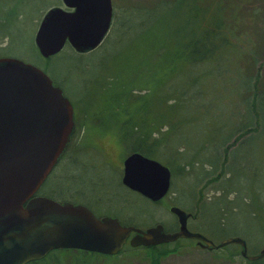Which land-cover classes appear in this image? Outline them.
<instances>
[{
  "label": "trees",
  "instance_id": "trees-1",
  "mask_svg": "<svg viewBox=\"0 0 264 264\" xmlns=\"http://www.w3.org/2000/svg\"><path fill=\"white\" fill-rule=\"evenodd\" d=\"M173 2H177L178 7L184 4L185 14L193 21L192 37L182 39L179 27L171 35L162 38L156 36V24L152 25L148 28V31L151 30V38L128 48L145 54V62L137 64L138 61L128 78L119 80V71L124 72L127 66L121 51L116 52L115 58V54L108 58L111 56L108 51L115 43L110 40L111 32L115 30L116 34L122 25L120 21L113 20L110 33L96 50L85 54L75 51L71 53L77 59L72 66L75 73L81 77L88 74L83 82L84 96L69 98L75 110V132L38 195L60 202L81 203L98 217L114 216L122 224L142 227L139 223L125 221L119 214L109 212L110 209L100 211L94 207L93 203H104L102 197H109V191L104 192L102 197L89 195V200L86 196L81 197L83 194L71 185L72 176L86 169L85 164L90 163L89 152L92 155L88 148L91 147L89 140L82 141L79 145L78 138L80 137L81 142L83 135L88 138L90 133L102 130L113 132L117 136L125 154L139 152L167 165L172 172L170 191L179 179L183 180L187 192H190L193 186L188 182L190 177L199 176L192 192V207H180L178 199L176 200L180 208L192 214L190 219L203 213L206 203L203 190L212 181H219L222 184L221 189L225 187L222 190L226 195L235 193L237 200L239 191L226 187V183H230L236 173L240 172L235 164L237 150L254 138L259 140L264 135V74L261 75L264 71V58L260 57L261 43L257 53L248 49L246 38L252 32L247 24L236 20H247L255 14L264 18V9L253 7L250 0ZM262 30L264 31V24L261 32ZM173 50L177 51L176 56H171L174 54ZM60 54L49 59L42 57L43 70L48 68V60L60 59L66 55ZM95 57L98 58L94 61ZM176 65L179 68L178 73L172 75V69ZM55 83L63 88L60 83ZM215 85L217 89H214ZM209 95L210 99L206 97ZM85 97L87 99L83 101ZM89 101H96L97 108L88 104ZM190 129L198 131L194 138L185 133ZM196 140L200 144L191 153L188 151L189 145ZM209 148L213 153L212 157L201 159L203 155H199ZM102 161L106 160L99 158L100 164L96 168L99 173L105 169V165H101ZM71 170L74 172L70 173ZM66 172L70 174L66 175ZM118 183L125 190L123 200L129 196L134 200L131 205L122 201L125 210L130 211V207L138 206L136 198L149 201L123 184L121 170L118 173ZM105 205L106 203L103 207ZM235 205L238 207L237 201ZM178 242L136 248L127 244L119 254L113 256L83 250L58 249L45 258L28 264H98L102 258L116 260L123 254L143 255L149 263L160 264L163 259L177 251ZM230 245L241 250L234 253L231 251L229 258L236 253L243 257L239 244ZM228 246L221 249H227ZM248 251L251 255L259 254L252 247H248ZM246 260L248 264H264V257L255 261Z\"/></svg>",
  "mask_w": 264,
  "mask_h": 264
},
{
  "label": "water",
  "instance_id": "water-1",
  "mask_svg": "<svg viewBox=\"0 0 264 264\" xmlns=\"http://www.w3.org/2000/svg\"><path fill=\"white\" fill-rule=\"evenodd\" d=\"M44 14L35 45L45 59L66 45L81 54L97 49L110 32L112 0H62ZM75 110L61 86L40 67L19 58L0 57V264H28L58 249L117 255L125 245L151 247L180 239L197 240L208 249L239 244L244 258L264 257V248L251 255L245 238L215 243L191 231L192 214L170 207L179 223L167 231L162 223L146 229L124 225L114 216L98 217L87 206L38 195L75 132ZM122 182L152 202L167 196L171 169L139 152L123 161Z\"/></svg>",
  "mask_w": 264,
  "mask_h": 264
},
{
  "label": "rangeland",
  "instance_id": "rangeland-1",
  "mask_svg": "<svg viewBox=\"0 0 264 264\" xmlns=\"http://www.w3.org/2000/svg\"><path fill=\"white\" fill-rule=\"evenodd\" d=\"M162 1L164 2L157 5ZM250 1V5L253 7L264 9V0ZM112 2L113 20L120 21L122 25L117 29L116 34L115 30L111 32L110 40L115 41V43L112 49L108 51V55H111L108 58H112L113 54H115V58L116 52L121 51L122 57L127 62L126 70L124 72L123 70L119 71V80L128 78L137 64L145 62V54L140 50L133 52L128 48L138 42L142 44L146 38H151V30L148 31V28L152 25L156 24V36L159 35L162 38L171 35L179 27L182 39L192 37L193 21L185 14L184 4L178 7L177 2H173V0H112ZM156 5L158 7L155 9ZM54 6H63V3L60 0H0V56L19 58L44 69V60L35 45V35L44 14ZM236 21L249 26L252 33L246 38L248 49L257 53L261 43L260 57L264 58V31L261 32L264 18L255 14L254 17H248L247 20ZM117 27L119 26L117 25ZM70 47L67 45L64 48L61 53L66 55L60 59L48 60L50 62L45 71L55 82L63 86V91L69 98L83 97L85 90L83 82L88 74L81 77L80 74L75 73L74 68L72 69L77 59L71 54L75 50ZM173 52L174 54L168 55L176 56L177 51L173 50ZM97 58H93L94 61ZM177 67L178 65L172 69V75L178 73L179 68ZM262 74L264 71L261 72ZM214 89H217V85L214 86ZM206 97L210 99L211 95ZM83 99L86 101L87 98ZM88 104L97 108L98 103L89 101ZM185 133L194 138L198 131L190 129ZM88 140L91 147L94 148L88 147L92 153L91 155L89 152L90 163L85 164L86 169L82 173L76 174L70 179L72 187L77 188L83 194L80 196H86L87 199L91 200L90 196L102 197L105 195L104 192L109 191V197L106 196V199L102 197L104 202L102 205L93 203L95 208L100 211L110 209L109 212L119 214L125 221L139 223L144 229L162 223L167 231H177L179 228L178 219L176 215L170 212V207L178 205L177 199L180 207L185 209L192 207V192L199 176L190 177L188 182L193 185L190 192H187V186L183 180L178 179L176 185L172 187V190L163 200L149 202L150 200L147 198L149 201L136 198L135 201L138 206L130 207V211H127L123 208L122 201L126 205H131L134 200L130 196L123 200L125 190L118 183L119 170H121L123 177V160L127 156L125 150L117 136L110 131L96 130L95 133H90L88 138L83 135L81 142L80 137L78 138V144ZM198 144H200L198 140L194 141L189 145L188 151L191 153L193 150L196 151ZM201 155H203L201 157L203 159L212 157L213 153L209 148L199 156ZM99 158L107 161H102L103 164L101 163V165H105V169L100 171L101 173L96 171L97 164H100ZM236 159L235 164L240 172L236 173L230 183H226V187L239 191L237 200L235 193L226 195L223 192L225 187L222 190V184L220 185L219 181H212L203 190L206 200L203 213L197 218L190 219L188 228L209 237L216 243L229 237L245 238L249 249L252 247L255 252L257 250L259 253L264 248V135L259 140L254 138L249 144L240 147L237 150ZM72 172L74 171L71 170L70 173ZM70 173L66 172V175ZM174 181H176V177ZM246 198L247 201H245ZM196 201L194 200V203ZM236 201L238 207L235 205ZM105 203L106 205L103 207ZM229 205L232 206L233 210ZM238 249L235 245H229L227 249L212 250L202 247L193 239H180L176 243L177 251L163 259L160 264H248V261L237 253L229 258L230 252H239ZM98 264L151 263L145 260L143 255L123 254L116 260L102 258Z\"/></svg>",
  "mask_w": 264,
  "mask_h": 264
}]
</instances>
